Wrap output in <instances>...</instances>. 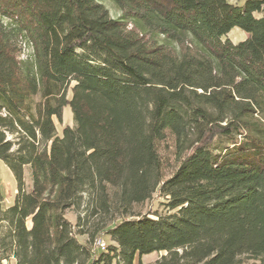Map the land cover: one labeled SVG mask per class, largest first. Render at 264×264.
Here are the masks:
<instances>
[{
  "label": "trees",
  "instance_id": "trees-1",
  "mask_svg": "<svg viewBox=\"0 0 264 264\" xmlns=\"http://www.w3.org/2000/svg\"><path fill=\"white\" fill-rule=\"evenodd\" d=\"M109 1L0 0L1 259L264 264V0Z\"/></svg>",
  "mask_w": 264,
  "mask_h": 264
},
{
  "label": "rangeland",
  "instance_id": "rangeland-1",
  "mask_svg": "<svg viewBox=\"0 0 264 264\" xmlns=\"http://www.w3.org/2000/svg\"><path fill=\"white\" fill-rule=\"evenodd\" d=\"M100 1L109 11L110 16L117 18L119 16V11L117 8L109 1V0H98ZM246 0H229L230 3L242 5ZM256 17H262L264 16V13L261 14H255ZM232 43H238L247 38V33L242 31L239 28H233L226 36ZM29 53V49L24 46V51L22 54V58H25L26 55ZM70 93H68V96ZM54 124L56 126V132L58 135L61 134V130L64 126H73V119L71 111L68 107H66L63 111V118L62 122L59 123L56 119H54ZM25 185L26 189L29 190L31 187V179H30V173L29 170L25 169ZM0 200H1V206L2 207H10L14 203L15 198V189H16V181L14 179V176L12 175L11 171L8 169V167L3 163V161L0 160ZM85 197V195H84ZM165 200L161 197H158L157 195L154 196L153 200H151L149 203L145 204L143 207L138 208V211L142 213H146L149 211H153L157 214H164L165 212V206L164 203ZM65 217L74 225V231H76L75 225H76V218L77 213L74 211H66ZM27 228L30 229L31 222L27 221ZM5 224L0 223V231H4ZM101 238L105 241L107 246L112 245V242L109 237L106 235H101ZM78 241L81 243H85L87 241L86 236H79ZM164 255L163 252L160 253H152L149 255H144L142 257L136 256L134 259V264H155L157 260L160 259V257ZM0 260H1V254H0ZM250 262L248 261L247 264ZM6 264H14V260H6Z\"/></svg>",
  "mask_w": 264,
  "mask_h": 264
},
{
  "label": "built area",
  "instance_id": "built-area-1",
  "mask_svg": "<svg viewBox=\"0 0 264 264\" xmlns=\"http://www.w3.org/2000/svg\"><path fill=\"white\" fill-rule=\"evenodd\" d=\"M106 247H107V244L105 243V241L102 238L98 237V238H95L92 242L91 252L94 255H98L101 252L105 251ZM0 264H6V260L1 259Z\"/></svg>",
  "mask_w": 264,
  "mask_h": 264
},
{
  "label": "crops",
  "instance_id": "crops-1",
  "mask_svg": "<svg viewBox=\"0 0 264 264\" xmlns=\"http://www.w3.org/2000/svg\"><path fill=\"white\" fill-rule=\"evenodd\" d=\"M1 188V187H0ZM15 194H16V189H15V192H14ZM1 195V194H0Z\"/></svg>",
  "mask_w": 264,
  "mask_h": 264
}]
</instances>
